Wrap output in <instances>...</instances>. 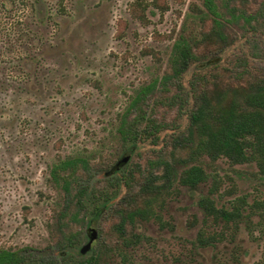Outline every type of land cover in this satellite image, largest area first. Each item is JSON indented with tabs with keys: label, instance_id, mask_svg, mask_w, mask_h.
<instances>
[{
	"label": "rangeland",
	"instance_id": "rangeland-1",
	"mask_svg": "<svg viewBox=\"0 0 264 264\" xmlns=\"http://www.w3.org/2000/svg\"><path fill=\"white\" fill-rule=\"evenodd\" d=\"M146 1L144 9L141 0H66L68 14L40 30L50 41L41 53L38 84L9 109L0 108V249L30 248L34 256L59 259L65 236L81 233L80 244L70 250L79 257L94 228L97 237L86 253L101 251L106 264H264V175L256 162L231 164L227 158L212 162L204 157L207 182L192 189L176 179L169 193L153 202L157 216L136 217L124 226L136 242L128 244L120 236V210L132 206L131 196L150 173H163L164 161L181 155L173 149L174 141L187 125L177 107L163 105L171 93L159 85L149 98L148 112L169 128L160 132L157 143L151 138L139 143L114 170L127 155L117 132L121 114L142 86L171 72L174 41L183 33L200 32L197 14L205 9L203 0ZM218 3L227 18L233 12L256 16L253 25L244 24L243 18L231 23V45L218 55L220 68L191 66L169 85L172 92L178 84L191 91L199 77L212 88L217 81L236 87L264 76V0ZM42 6L48 9L45 16L54 14L57 0ZM190 100L192 105L194 97ZM13 114L19 115L17 121H12ZM78 149L90 154V169L79 172L73 187L88 186L87 196L97 190L98 200L106 199L110 206L90 224L82 221L83 213L73 219L75 204L68 203L50 175L58 154ZM174 166L177 173L182 170L180 164ZM215 176L221 179L220 204L230 207L231 200L246 196L252 208L245 213L251 216L237 231L227 230L224 239L199 247L194 242L204 227V212L198 200L208 194ZM207 228V234L222 230L213 221Z\"/></svg>",
	"mask_w": 264,
	"mask_h": 264
},
{
	"label": "trees",
	"instance_id": "trees-1",
	"mask_svg": "<svg viewBox=\"0 0 264 264\" xmlns=\"http://www.w3.org/2000/svg\"><path fill=\"white\" fill-rule=\"evenodd\" d=\"M47 0H0V108L9 109L16 104L24 92H31L38 84L37 70L41 62L44 46L50 41L40 30L49 28L51 20L68 14L66 0H57L54 14L45 16L42 6ZM158 0H152L156 3ZM219 0H203L205 9L197 14L201 21L198 34L190 36L181 34L173 43L170 53L171 72L161 79L157 78L148 85L142 86L123 111L117 127L122 141V152L129 156L139 148V143L151 138L153 143L159 140L162 130L168 124L157 121L153 112H148V101L155 89L161 85L165 92L171 93L163 105L177 107L181 115L186 117L187 125L174 141L175 152L181 155L174 160L164 161L165 171L161 174L152 172L146 181L139 185L138 192L131 196L132 206L120 210L121 222L118 227L120 236L128 244L132 242L124 231V226L133 224L136 217L149 219L157 216L153 202L163 199L169 193L176 179L180 184L197 189L210 178L202 161L208 157L212 162L227 158L231 164L256 162L260 173L264 175V76L251 84L231 85L216 82L209 88L198 78L192 83L191 91L183 84L176 85L172 92L169 85L174 80L195 66L199 70H218L221 58L231 45L229 28L231 23H238L243 18L244 24H250L256 16L232 13L227 18L221 11ZM222 1V0H221ZM146 0H141L144 6ZM226 7V4L224 3ZM59 22H56L58 24ZM214 56V58H211ZM211 58V59H210ZM199 83V88L196 87ZM204 86V87H203ZM194 102L190 105V97ZM19 115L13 114L12 121ZM90 154L81 150L62 156L58 154L50 164V175L56 185L63 190L69 204H75L73 219L88 224L97 220L106 208L110 207L106 199L98 200L100 195L93 189L87 196L88 186L73 187L78 182L79 172L90 169ZM119 162V161H118ZM117 162V163H118ZM114 170L123 164H117ZM175 164L182 170L177 173ZM220 178L215 176L208 194L201 195L198 204L204 212V227L194 242L199 247H207L224 239L227 230H238L240 222L251 216L246 214L249 205L246 196H238L231 200L230 207L220 204ZM102 192V191H101ZM100 192V193H101ZM217 194V197H216ZM142 202H139V200ZM66 212V210H65ZM64 212V213H65ZM88 219V220H87ZM210 221L215 226H222L221 232L207 234ZM235 231V232H236ZM234 232V233H235ZM139 235H135L137 241ZM83 234L65 236L59 244V259H45L34 256L32 249H0V264H106L101 251L91 254L73 255L70 250L78 247ZM90 239V233L88 234ZM81 250V249H80ZM41 252V251H40ZM43 255V254H41Z\"/></svg>",
	"mask_w": 264,
	"mask_h": 264
},
{
	"label": "water",
	"instance_id": "water-1",
	"mask_svg": "<svg viewBox=\"0 0 264 264\" xmlns=\"http://www.w3.org/2000/svg\"><path fill=\"white\" fill-rule=\"evenodd\" d=\"M130 156H126L124 158H122L117 164L120 163H125L129 160ZM97 237V230H95L94 228L90 229V239L89 241L81 248V253L85 254L86 252H88V250L91 248V245L94 241V239Z\"/></svg>",
	"mask_w": 264,
	"mask_h": 264
}]
</instances>
